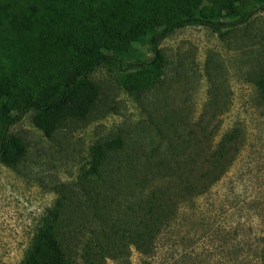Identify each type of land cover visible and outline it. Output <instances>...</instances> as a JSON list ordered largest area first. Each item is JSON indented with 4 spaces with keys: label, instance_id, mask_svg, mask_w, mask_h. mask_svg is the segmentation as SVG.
<instances>
[{
    "label": "rangeland",
    "instance_id": "obj_1",
    "mask_svg": "<svg viewBox=\"0 0 264 264\" xmlns=\"http://www.w3.org/2000/svg\"><path fill=\"white\" fill-rule=\"evenodd\" d=\"M161 50L165 73L145 93H129L120 74L102 68L92 78L102 95L88 121L52 137L32 114L11 128L29 152L16 168L0 166V264H23L53 214L66 225L69 264L146 262L134 247L117 255L102 253L97 243L100 223L90 209L87 173L93 149L117 138L125 143L119 156L137 171L115 174L121 183L111 209L125 211L143 191L170 196L172 213L158 238L155 264H263L264 105L254 82L264 75V13L221 34L203 26L178 30ZM214 79L223 115L210 126H219L214 136L201 137L197 124ZM234 129L244 137L240 150L207 186L204 170Z\"/></svg>",
    "mask_w": 264,
    "mask_h": 264
},
{
    "label": "trees",
    "instance_id": "obj_2",
    "mask_svg": "<svg viewBox=\"0 0 264 264\" xmlns=\"http://www.w3.org/2000/svg\"><path fill=\"white\" fill-rule=\"evenodd\" d=\"M260 13L264 0H0V166L16 168L25 161L28 144L12 136L11 128L26 116L32 114L48 137L88 121L102 95L92 80L99 69L117 72L129 93L143 94L164 75L161 46L176 31L203 26L221 34ZM254 83L264 105V75ZM220 92L212 80L210 102L197 124L201 137L214 136L219 128L210 130L223 115ZM242 138L234 129L222 141L204 170L207 186L231 165ZM124 147L117 138L92 151L87 178L90 209L100 223L97 243L102 253L117 255L134 247L146 258L144 264H155L157 241L172 213L170 196L165 190L143 191L125 211L111 209L109 200L121 183L115 174L137 171L119 156ZM53 216L36 234L23 264H69L66 225Z\"/></svg>",
    "mask_w": 264,
    "mask_h": 264
}]
</instances>
